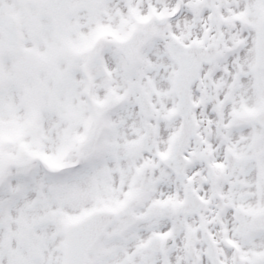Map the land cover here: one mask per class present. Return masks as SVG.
<instances>
[{
  "label": "snow or ice",
  "instance_id": "6c2138e0",
  "mask_svg": "<svg viewBox=\"0 0 264 264\" xmlns=\"http://www.w3.org/2000/svg\"><path fill=\"white\" fill-rule=\"evenodd\" d=\"M0 264H264V0H0Z\"/></svg>",
  "mask_w": 264,
  "mask_h": 264
}]
</instances>
